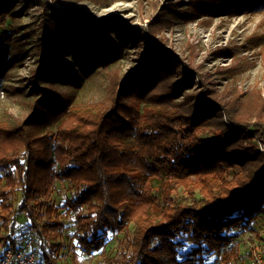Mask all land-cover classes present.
<instances>
[{
	"label": "trees",
	"instance_id": "trees-1",
	"mask_svg": "<svg viewBox=\"0 0 264 264\" xmlns=\"http://www.w3.org/2000/svg\"><path fill=\"white\" fill-rule=\"evenodd\" d=\"M12 2L0 0V27L8 14L16 17ZM38 2V60L23 88L32 98L29 114L18 123L0 120V260L30 232L41 263L61 264L62 249L70 248L64 217L73 218L71 239L88 255L104 248L109 232H124L122 252L106 264L241 258L232 228L251 232L264 213V152L252 134L264 138V115L224 105L204 78L197 89L202 75L166 47L153 24L144 30L113 18L115 31L110 20ZM186 5L177 11L167 3L157 18L264 10V0ZM10 28L0 37V85L28 56L33 37L18 38L22 28ZM130 57L136 64L124 71L119 64ZM102 70L110 77L106 95L77 99ZM59 183L69 191L62 204L54 198L62 193ZM178 186L194 200L176 198Z\"/></svg>",
	"mask_w": 264,
	"mask_h": 264
},
{
	"label": "rangeland",
	"instance_id": "rangeland-1",
	"mask_svg": "<svg viewBox=\"0 0 264 264\" xmlns=\"http://www.w3.org/2000/svg\"><path fill=\"white\" fill-rule=\"evenodd\" d=\"M13 1V12L16 17L9 14L5 16V24L0 27V37L6 30H10V27L17 25L22 31H19L16 37L22 38L25 33L33 36L25 45L30 55L27 54L23 61L19 57L21 64L15 66L0 85V120L18 123L28 116L32 101L28 89L23 88L30 83L32 69L37 65L34 30L38 26L43 8L38 0ZM51 2L61 10L84 11L94 20L103 18L112 21L113 18H119L127 21L133 28L144 30L153 24L156 34L163 39L166 47L178 55L183 63L191 65L202 75L196 78L197 89L201 87L200 79L204 78L224 105L227 103L235 111L257 109L256 113L264 115V107H260L264 104V10L212 17L173 14L169 22H163L157 17L162 16L160 12L167 3L175 5L177 11H187V0H51ZM110 21V24L107 22V26L112 25V30L116 31L117 24ZM233 53H236L235 57H232ZM134 64H136L134 58L130 57L121 61L119 65L126 71ZM230 66L232 67L228 69ZM109 86V73L102 70L77 93V99H101L106 95ZM224 122L228 127H234L226 116ZM252 134L264 152V138L259 133ZM59 187L62 193L55 195L54 198L57 203L62 204L69 191L65 183H59ZM174 193L176 198L184 202L194 200L183 186H178ZM64 219L69 227L65 229L63 240L70 243V248L62 249L61 264H106L107 256H117L122 252L123 231L109 232L102 250L91 255L81 252L76 246V240L71 239L74 230L73 218ZM26 221L25 216L20 217L19 229L24 231L27 229ZM251 225L254 230L247 233H243L244 227L241 225L232 228V231L238 234L235 243L242 255L232 264H247L246 253L249 245L262 241L264 213L259 214ZM29 238L35 240L32 233L27 232L24 241ZM190 246L191 243L187 242L184 250Z\"/></svg>",
	"mask_w": 264,
	"mask_h": 264
},
{
	"label": "built area",
	"instance_id": "built-area-1",
	"mask_svg": "<svg viewBox=\"0 0 264 264\" xmlns=\"http://www.w3.org/2000/svg\"><path fill=\"white\" fill-rule=\"evenodd\" d=\"M247 264H264V232L262 241L253 245H249L246 253ZM0 264H42L40 261V253L36 248L33 239H27L21 248L15 253L11 248L6 250L4 257L0 260Z\"/></svg>",
	"mask_w": 264,
	"mask_h": 264
}]
</instances>
